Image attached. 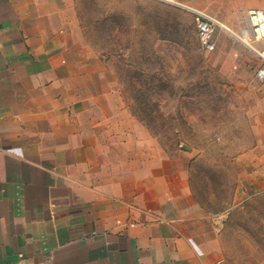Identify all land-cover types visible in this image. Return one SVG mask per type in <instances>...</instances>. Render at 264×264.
I'll return each instance as SVG.
<instances>
[{
    "label": "crops",
    "instance_id": "crops-1",
    "mask_svg": "<svg viewBox=\"0 0 264 264\" xmlns=\"http://www.w3.org/2000/svg\"><path fill=\"white\" fill-rule=\"evenodd\" d=\"M113 75L77 0H0V264H227L231 211L264 192V106L233 205L211 213L186 155L131 138Z\"/></svg>",
    "mask_w": 264,
    "mask_h": 264
},
{
    "label": "rangeland",
    "instance_id": "rangeland-1",
    "mask_svg": "<svg viewBox=\"0 0 264 264\" xmlns=\"http://www.w3.org/2000/svg\"><path fill=\"white\" fill-rule=\"evenodd\" d=\"M256 1L264 10V1ZM184 2L77 0V8L92 53L118 81L122 123L129 115L140 126L131 138L137 134L140 149L155 156L186 155L195 198L219 208L235 199L241 157L257 141L264 43L244 35L249 12L243 1ZM193 5L225 26L213 53L200 46ZM224 245L227 264H264V192L231 211Z\"/></svg>",
    "mask_w": 264,
    "mask_h": 264
},
{
    "label": "built area",
    "instance_id": "built-area-1",
    "mask_svg": "<svg viewBox=\"0 0 264 264\" xmlns=\"http://www.w3.org/2000/svg\"><path fill=\"white\" fill-rule=\"evenodd\" d=\"M248 22L249 29L245 30L244 35L252 43H264V10H251L248 14ZM195 24L202 50L206 53H213L217 48L218 31L225 26L200 11L195 12ZM259 55L264 61V48L259 51ZM258 78L264 82V67L259 69Z\"/></svg>",
    "mask_w": 264,
    "mask_h": 264
},
{
    "label": "trees",
    "instance_id": "trees-1",
    "mask_svg": "<svg viewBox=\"0 0 264 264\" xmlns=\"http://www.w3.org/2000/svg\"><path fill=\"white\" fill-rule=\"evenodd\" d=\"M192 191H193V189H192ZM233 201L234 200H233V197H232L230 200H228V202H226V204L224 206L222 204L221 207H219V208H216V207L213 208V204L210 203V202H206L205 203V199H204V201L198 200V202L202 205V207L205 208L208 212H211V213H213V212L216 213V212H220V211L229 210L232 207V205H233Z\"/></svg>",
    "mask_w": 264,
    "mask_h": 264
}]
</instances>
